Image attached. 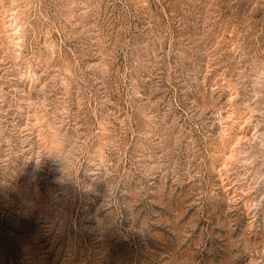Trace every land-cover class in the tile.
I'll list each match as a JSON object with an SVG mask.
<instances>
[{"label": "rangeland", "instance_id": "374dc122", "mask_svg": "<svg viewBox=\"0 0 264 264\" xmlns=\"http://www.w3.org/2000/svg\"><path fill=\"white\" fill-rule=\"evenodd\" d=\"M250 8L0 0V264H71L75 253L55 238L68 228L99 237L94 264H237L239 245L252 249L244 264H261L264 213L258 231L246 223L243 191L264 176V8ZM217 112L234 114L223 135ZM26 125L58 129L61 147L43 133L22 143ZM5 139L13 153L40 149L39 162L6 158ZM85 139L102 140L116 169L106 204L103 176L76 178L62 159ZM261 196L264 181L257 207ZM156 215L179 230L152 246L137 217Z\"/></svg>", "mask_w": 264, "mask_h": 264}, {"label": "clouds", "instance_id": "9594fccd", "mask_svg": "<svg viewBox=\"0 0 264 264\" xmlns=\"http://www.w3.org/2000/svg\"><path fill=\"white\" fill-rule=\"evenodd\" d=\"M137 3L140 2V0H136ZM251 3V12L258 11L261 8H264V0H250ZM99 3L92 5V9L99 10ZM90 9V11L92 10ZM44 47L51 51V44L45 43ZM104 71L108 72L110 70V65L105 64ZM65 85H67V82H65ZM234 97H229V101H232ZM217 121L221 125V134L223 135L225 132V124L228 122H231L234 119V114L231 112L228 113H221L217 112L216 114ZM43 123V122H41ZM247 123V121H245ZM244 125H241L243 127ZM21 134H27L28 138L23 139L22 143H29V140L32 139V136H35V144L37 142L43 143L42 139V133L44 136L50 137L52 140L55 141V143L52 145V147H55L59 149L61 147V144L59 143L58 136L60 135L58 132V129L51 128L49 130V127L47 125H44L42 128L40 127H34L33 125H26L24 128L20 129ZM3 144L6 145L4 149L7 151V156H17L18 159H23V162L25 164L32 161L34 158L37 162H39L42 152L40 149H37L36 151L29 152L27 149H24L23 151H19L16 153L11 152L12 147V141L11 139H5L3 141ZM106 145L101 140L99 143L91 142L87 139L83 141H79L78 143H73V145L68 149L67 157H62V159L66 160V171L70 172L74 177L80 178V177H87L92 176L94 178L103 176V179L107 182V197L104 199V203L106 204L107 198L110 194V189H114L115 185L112 183L115 180V176L113 175L115 172V167L111 166V163L108 161L106 156ZM43 153H50V148L48 145H44V151ZM70 157V158H69ZM61 158V157H58ZM17 159V160H18ZM16 160V162H17ZM108 165V167H112V170L109 171L108 167H105V165ZM17 165V164H16ZM92 166L95 168V172H89L88 168ZM101 169H104L103 173L100 172ZM26 178V177H25ZM111 178V179H109ZM27 179V178H26ZM261 181H264V176L256 177L252 176L251 181L249 182V185L246 189H244V196L246 199L244 200V210H245V216H246V223L251 225L253 228H255L258 231V227L261 224V214L264 213V204H262L260 207H257V204L259 203L256 201V195H257V188L260 186ZM15 183L16 181L13 180ZM98 190L103 191L104 185H98ZM32 196H35V193L32 194ZM97 201V204L101 202L100 197H92ZM49 199L48 194L45 196H41L39 198L38 203L44 204L45 201ZM261 201H264V196L260 197ZM57 212H68L69 209L65 207L64 205L57 204L54 206ZM42 211L41 208L37 209V212ZM94 213V212H93ZM56 217V215H55ZM140 219V228L137 230V234L141 240L147 238L149 240L150 245L155 246L159 243V240H153L152 236L157 235H165L169 236L170 238L175 237L172 229L176 228L175 224H173L171 221H163L161 218L156 215L155 219L152 218H139ZM94 225L91 223L88 224V227L91 228ZM178 231L179 229L176 228ZM151 233V236L148 234ZM55 238L57 241V244L59 245L60 249L63 251V254L68 250L72 249L75 253L74 258L71 262V264H84L85 261L88 262V264H94L95 261V255H91V257L88 255V253L95 252L94 248V242L99 239L96 235H94L92 232L84 231L81 233L78 229H75L72 231V228H68L63 232L57 233L55 231ZM177 246V243L176 245ZM238 251L235 253V257H240V259H235L237 261V264H244V260L247 258V254L252 251L249 247H245L244 245L238 246ZM258 257L261 258V264H264V245L258 246V248L255 250ZM176 264H180V258L176 257ZM63 261V260H62ZM102 264H110L109 257H106V259L102 262ZM247 264H252V259L248 258Z\"/></svg>", "mask_w": 264, "mask_h": 264}]
</instances>
